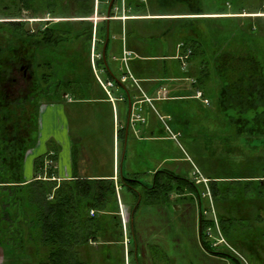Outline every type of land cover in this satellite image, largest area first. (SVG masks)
Here are the masks:
<instances>
[{"label":"trees","instance_id":"1","mask_svg":"<svg viewBox=\"0 0 264 264\" xmlns=\"http://www.w3.org/2000/svg\"><path fill=\"white\" fill-rule=\"evenodd\" d=\"M145 1L124 0V4L127 7H136L137 10H140L148 5L158 6L165 2V0ZM176 1L189 6V12L184 14L236 13L235 11L206 12L200 7L201 4L194 6L196 0ZM32 4L43 7L50 14H54V17L58 16V10L64 12L70 7L77 8L76 14H90L94 11L92 0H50V2L48 0H38V2L37 0H0V15H2L0 18L7 19L0 21V246L5 255L18 259L16 262L8 261L4 264H86L98 260L99 253L103 255L104 260H114L111 244L122 242L119 247L122 250L125 248L122 222L120 217L115 214L119 205L117 203L115 206V199L116 201L118 199L114 179L77 177L58 182L53 179V169L45 168L43 158H38L36 161L37 179L27 183L22 180L23 158L26 150L33 143L26 138V135H31V132L26 127L23 129L22 118H24V113L38 101L41 102L49 98V89L53 87L54 81L49 78L50 75L48 76L46 72L39 74L36 71V80L34 82L30 80V83H34L35 89L38 88L39 91V96L35 97H31V95L12 97L11 93H7L2 88L3 86L1 87V82L18 65L21 69L23 61L27 60L29 64H32L34 60L41 65L38 56L34 58L35 55H39L41 51L45 52L43 55H46L48 43H57L63 39L60 35L51 32L48 27H40L36 33L23 31L24 23L18 19L23 17V8L30 9ZM223 17L225 16L198 17L197 20L191 19L192 17H181V24L177 26L178 30L182 31L181 38H184L182 40L185 45L184 51L191 50V61L197 56L196 46L201 48L202 57L200 58L202 60L197 63V71L203 73L200 67L204 65L207 69L205 72L207 76L211 72L209 70L208 74V69H211L209 58L218 56L215 55L217 49L223 47V44L218 43L211 35V32L215 33V31L212 28L210 30L207 23L209 18ZM232 19L234 18L230 20ZM183 20L194 23L204 22L206 32L196 26L187 27ZM183 25L187 29L191 28V33L183 34ZM170 27H166V29H170ZM242 27L246 28H234L235 32L248 31L250 37L257 36L258 29L253 23H245ZM227 30L222 33V36L231 32L232 29ZM204 34L208 36L210 34L212 41L204 39L202 37ZM31 36H35L33 37L35 38L34 42L31 40ZM234 42L235 40L232 39L226 44L233 45ZM208 43L212 47L211 52L209 51L210 54L206 48L205 50L203 48L205 45L208 46ZM252 43L258 55H253L242 63L236 61L238 58L233 59L230 63L221 65L216 73L214 72L219 76L220 84L217 89H214V91H218L216 94L218 119L233 125L235 140L242 135H264V46L257 43V39H252ZM33 44L36 50L34 52ZM240 48L235 47L237 50ZM231 54H235V52ZM38 64L36 63V65ZM188 72L190 74V69ZM186 74H188L187 71ZM191 77H194L196 85L198 82L200 83L202 75L194 74ZM117 78L121 80L120 77ZM115 83L118 82L115 81ZM59 84V81H56V87ZM236 147L237 150L238 146ZM239 152H237L239 156H236V160H238L236 162L241 163V166L236 165V162H233L232 165L228 164L227 167L224 166V173H221L223 176L219 175V170L214 175H209L207 185L203 182L198 184L199 189L201 188L200 197L203 198L202 189L207 190V193L209 191L211 197L208 196V200L212 199L216 208L219 207L221 210H219L220 214H217L218 210L215 209L217 211L215 217L213 214L208 217L209 210L204 206L201 207L199 239L206 251L219 256L234 257L227 249L218 250L212 247L206 235V228L210 226L215 228L216 218L223 234L233 247L240 249L239 246L243 245L251 254L249 260L252 264H264V256L261 254L263 247L261 242L264 240V215L259 210L255 220L251 219L254 218L252 210L259 202V197L264 199V172L257 175L256 169L247 164V155L251 154L245 153L244 150ZM240 155H244L246 159ZM221 157L229 162L227 155ZM251 157L256 158L255 155ZM261 169L264 170V164ZM44 172L47 173L49 179L38 178ZM180 179L182 180L179 182L184 181V184L197 185L194 180ZM120 182L123 185H133L139 181L134 177H124L120 179ZM142 185L144 186L143 190L137 192V196L140 195L146 200L150 198L151 201H159V199L163 200V197H160L161 194L168 195L174 183L155 178L151 187ZM112 201H114L113 205H111ZM240 204L241 209L238 206ZM258 207L261 206L258 204ZM234 208L240 210V217H235L232 213ZM245 209L251 210L246 211ZM92 210H94L93 215L91 214ZM106 212L112 213L109 220L106 219ZM254 222L260 233L251 230ZM91 242L100 243L101 247H91L89 245ZM129 242L132 243L131 239ZM132 251L134 249L128 247V252L132 253Z\"/></svg>","mask_w":264,"mask_h":264},{"label":"crops","instance_id":"2","mask_svg":"<svg viewBox=\"0 0 264 264\" xmlns=\"http://www.w3.org/2000/svg\"><path fill=\"white\" fill-rule=\"evenodd\" d=\"M92 1L94 11L90 14H76L77 8L70 7L64 12L58 10V16L54 17V14H50L43 7L32 4L30 9L23 8V17L18 19L24 23L23 31L36 33L40 27H48L51 32L63 37L57 43L46 45V55H43L45 52L42 51L39 55H35L34 58L38 56L41 65L34 60L32 64H29L26 60L21 64L20 73L18 71L19 79L27 84L24 89L19 90L20 96H39L38 88L35 89V84L30 83V80L33 82L36 80V71L39 74L46 72L48 76L50 75L49 78L54 81L53 87L49 89V98L41 102L38 101L24 113V118H22L23 129L26 127L31 132V135H26V138L29 142H33L23 158L22 180L27 183L37 179L36 161L38 158H43L45 168L53 169V179L58 182L77 177L114 179L118 199L117 201L115 199V206L118 203L119 209L124 207L125 211L130 213L128 222L132 221L134 225L135 223L139 224L141 230L137 232L138 239L131 234L135 230L132 232L130 230L131 239L134 242L137 241L132 253L128 252L129 244L126 245L125 241L124 250L119 247L122 242H115L118 245L115 248L112 246L115 259L105 260L103 264H132L128 261L131 255H133V264H146L147 256L149 257L147 264H153L155 259L152 256V251L146 250L142 245H150L149 241L154 240L150 236H146L147 232L154 233V237L157 235L163 237L165 233L169 232L176 233L181 219L179 221L173 219L172 211L167 205L169 202L167 194H161L160 197H163V200L159 199V201H151L150 198L146 200L140 195L137 196V192H142L144 187L142 184L145 183L134 175L133 177L141 183L123 185L120 179L132 176L122 175L121 170H123L124 162L128 156L130 139L137 138V134L131 131L132 128H137V125L141 124L144 132L140 137L152 135L149 137L153 138L157 135L158 130L152 126L150 121L148 123V117L146 118L143 114L145 111L148 113V104L152 106L156 101L174 100L183 96L181 95L183 91L181 81L184 79L185 58H188L185 57V45L181 42V49L178 45L180 42L173 41L175 43L174 52L163 50L164 44H166L163 40L169 39L170 41L168 34L178 28L171 26L167 30L166 27L171 25L169 24L162 31L155 30L152 33V29L148 27L151 26L150 21L162 18L175 21L193 14L153 11V7H158L149 5L137 10L136 7L135 9L125 6L124 0H117L116 3L114 1L109 15L108 8L111 0ZM5 20L7 19L0 18V21ZM67 24H70L69 28ZM146 24L149 25L146 27ZM108 33L109 40L106 44ZM31 37L34 42L35 38L33 37L35 36ZM71 37L72 41L69 44L68 39ZM170 43L172 44V41ZM57 45L59 46V56L64 58L62 67L55 64L50 55L54 54ZM104 47L106 49L105 59L103 56ZM73 49H76L75 56H73ZM152 49L155 51L154 54L150 53ZM34 50L33 44V52ZM125 50L131 53L128 59V68L123 59ZM72 57L84 59L83 61L88 66L87 72L80 67L79 69L69 67L67 61H70ZM169 60H178L181 69L176 70L169 67ZM26 66L27 68H25ZM181 70L182 74H180ZM123 71L125 72L122 74ZM74 72H76L75 75L72 74ZM129 72L136 81L130 78ZM125 75L127 76L125 82L115 83V78L122 79ZM56 81L60 83L57 87ZM110 81L113 82V85H109ZM194 81L192 85L203 92V97L210 99L206 97V91L197 87L198 85H195ZM128 94L133 102V112L127 150L123 158L128 122ZM148 98H151V102ZM209 104H211L210 100ZM150 110H152L151 107ZM136 114L145 117V120H137ZM35 146L37 149H34ZM35 153L37 155L33 156ZM162 173H167V170H156L153 181L155 178L166 181L160 177ZM40 175L38 178L49 179L46 172ZM139 185L142 186L140 189ZM145 185L151 187V184ZM170 195L173 196V194ZM176 195L178 196V193ZM113 204L114 201L111 205ZM152 204L155 205L152 206ZM151 210H154L153 214H151ZM115 214L118 215L119 211H116ZM148 215L150 218L152 215L155 216L152 220H158L157 224L161 225L158 231L154 229L145 231L144 224ZM105 216L109 220L112 213L106 212ZM196 236L199 239V231ZM204 251L207 254L216 255L205 249ZM95 261L98 264L99 259ZM95 261L88 263L92 264Z\"/></svg>","mask_w":264,"mask_h":264},{"label":"rangeland","instance_id":"3","mask_svg":"<svg viewBox=\"0 0 264 264\" xmlns=\"http://www.w3.org/2000/svg\"><path fill=\"white\" fill-rule=\"evenodd\" d=\"M49 2V0H48ZM201 4V5H200ZM152 5V4H151ZM203 11H226V12H236V13H219V14H193L191 19L197 20L198 17H207V16H225L223 18H209L207 25L215 31L211 32V35L215 37L218 43L223 44V47L217 49L218 56H212L209 58L211 69H208V74L206 67L202 65L200 69L202 70L200 73L197 71V63L202 60L200 54V47L196 46V57L191 61V55H188L189 51H184L188 58H185V70L188 74H186L185 70L183 73L184 79L181 81L183 86V91L181 96L178 99L170 100H161L154 102L152 106L148 104L147 108L149 109L148 113L145 111V117H148L149 121L152 123V126L158 130L157 135L153 138L149 136L152 135H143V129L141 124L137 125V128H132L131 131L137 134V138H131L128 148V156L123 165V174L125 176H134L136 175L142 182L145 184H151L154 179V174L156 170L165 169L167 173L160 174V177L166 179L172 184L174 183L173 188L168 193L167 203L169 209L172 211L173 219L177 221L180 220V224H178L179 229L177 232H169L165 233L163 237L155 236L154 233L149 232L148 230L154 229L158 231L161 225H158V220H152L155 216L152 215V218L149 215L146 217L145 231H148L146 236H150L154 240H150V245H143V248L150 249L152 251V256L155 259V263L153 264H231L232 260L229 257H223L219 255H210L207 254L201 246L200 239L196 236L199 231V204L197 200H192L191 194L192 190H185L184 181L181 183L177 182V178L174 176L181 177L186 180H193L195 176H197L200 180L202 177L209 179V175H214L217 171L220 170L221 176L224 173V166L232 165V163L238 161L236 160V156L238 151L241 153V150H244L245 153H250L251 155H247V164L254 167L257 175H261L264 170H262V166L264 164V135L260 136H247L242 135L237 140L233 138V125L231 123L222 122L218 118V108H216V100L218 91H214V89L220 86L219 84V76L216 73V70H219L221 65H226L231 62V60L238 58L236 61L242 63V61L249 60L251 56L258 55L256 49L253 47L252 39H257V43L264 46V0H196L194 6H199ZM153 7V11L159 12H177V13H188L189 6L187 4H182L174 0H165V2L161 5ZM176 9V10H175ZM184 11V12H183ZM231 18H234L230 20ZM178 19V18H177ZM182 19V18H180ZM173 19H152L150 21V25L146 24V27L152 29V33L155 30L162 31L166 25L171 24L170 26H179L181 24V20ZM183 23L188 26L197 27L200 30L206 32L204 22H189L188 20H183ZM245 23H253L257 29L258 33L255 37H250V33L247 31L243 33L235 32L234 28H243V24ZM70 25V24H69ZM67 24V27L69 28ZM183 25V34L188 35L191 33V28L187 29ZM178 28V27H177ZM185 28V29H184ZM227 29H232L231 32L225 33L227 36H222L224 31H228ZM168 30V29H167ZM208 29V31H210ZM169 35V36H168ZM167 36L169 39L163 40L164 47L163 50L166 52H174L175 51V43L180 42V48L182 49V40L181 38L182 31L174 30L171 34ZM209 34L203 35L202 37L208 41H212V37ZM247 35V36H246ZM249 35V36H248ZM202 38V39H203ZM235 40L233 45L226 44V42L230 40ZM186 40V39H185ZM72 37L68 39L69 44H71ZM189 42H192L188 39ZM74 46V44L72 43ZM173 45V46H172ZM211 45H213L211 43ZM59 46L57 45V49L54 54L51 55V59L54 60L55 64L60 65L62 67V63L64 62V58L59 56ZM173 47V49H172ZM235 47H241L240 49H235ZM253 49H250V48ZM204 50L207 49L210 54L211 46L205 45L203 46ZM70 50V49H69ZM210 51V52H209ZM72 52L75 56L76 49H73ZM183 52V54H184ZM235 52V54H231ZM71 53V50H70ZM152 54L155 53L154 49L151 50ZM239 57H235V56ZM204 58V56H203ZM84 59L76 57L68 62V66H72V69H83L87 72V64L83 61ZM83 61V62H81ZM171 63V64H170ZM220 64V65H219ZM174 68L176 70H180L181 66L178 60H169V67ZM21 68V67H20ZM19 65L16 69H14L7 77L2 80L1 87L6 90L7 93H11L12 97L19 96V90L27 85L26 82L19 79L18 71L20 73L21 69H19ZM190 69V74L188 72ZM210 70V71H209ZM74 71V70H73ZM82 71V72H84ZM76 72L72 73L75 75ZM93 73V71H92ZM182 74V70L181 73ZM201 74L202 78L200 79V83L198 82L197 87H201L206 91V97H209L211 104H205L203 102V98H197V88L192 85L193 78L191 75ZM188 75V76H187ZM77 76V74H76ZM18 80L15 81V79ZM5 83V84H4ZM212 94V95H211ZM151 99V98H150ZM151 102V100H150ZM153 103V102H152ZM150 107L152 110H150ZM156 108V109H155ZM221 114V113H220ZM144 117V118H145ZM223 124H221V123ZM135 129V130H134ZM161 129V131H159ZM223 129V132H222ZM223 133V136L221 134ZM236 146L238 149L236 150ZM236 147V148H235ZM34 149H37L36 146ZM37 155L35 153L33 156ZM227 155L229 162L227 159H224L221 156ZM255 155L256 158L251 157ZM241 156V155H240ZM246 159L244 155L241 156ZM233 163V164H234ZM33 164V163H32ZM224 164V165H223ZM236 165L241 166V163H235ZM260 164V166H259ZM27 165V163H26ZM199 170V173L196 174V170ZM27 172V166L25 168ZM246 171V170H245ZM131 173V174H130ZM133 173V174H132ZM163 175V176H162ZM172 175V176H171ZM203 182V181H202ZM201 183V182H200ZM206 183V182H203ZM208 183V182H207ZM180 186V188H179ZM139 189L142 186H138ZM179 189V190H178ZM182 189V190H181ZM201 189V188H200ZM205 190V189H202ZM173 191V193H171ZM127 194V192H125ZM178 193V196L176 195ZM170 194H173L171 196ZM259 206L261 207H258ZM155 204H152L154 206ZM239 209H241V204L238 205ZM204 207L208 209L207 216L210 217L213 210H218L217 214H220L219 207L216 208V205L212 199H207L204 197ZM214 208V209H213ZM238 208L233 209V214L235 217H240V210ZM213 211V215L217 211ZM220 210V211H219ZM249 211L251 209H245ZM261 211L262 215H264V199L259 197V202L254 206L252 210V220H255L257 213ZM119 216L123 226V217L121 215V208L118 209ZM154 210H151V214H153ZM130 213H127V219L129 221ZM148 219H150L148 221ZM127 221V231L128 238L131 234L134 235L138 239L137 232L141 230V226L139 224L135 225L132 221ZM264 222V221H263ZM264 224V223H263ZM262 224V225H263ZM221 229V228H220ZM251 230H256V233H260L259 230L256 229V223L251 226ZM124 231V226H123ZM222 231V230H221ZM223 233V232H222ZM145 236V237H146ZM225 236V235H224ZM132 243H128V247L132 248L135 246V242L131 239ZM262 243V252L264 256V240ZM91 247L96 248L100 246V243H90ZM121 245V244H120ZM111 246H118L115 244H111ZM239 246V245H238ZM141 248V245H140ZM238 249L243 255H245L248 259L251 254L245 249V247L239 246ZM261 248V247H260ZM135 249V248H134ZM222 249H226V247H222ZM261 251V249H260ZM100 258L98 264L105 263L103 255L99 253ZM128 261L132 264L133 255L129 257ZM149 257L146 258V264L148 263ZM253 258V257H252ZM18 259L11 258L8 255H5L3 248L0 246V264H4L5 262H16ZM90 264V263H87ZM92 264H96L92 262ZM144 264V263H142Z\"/></svg>","mask_w":264,"mask_h":264},{"label":"built area","instance_id":"4","mask_svg":"<svg viewBox=\"0 0 264 264\" xmlns=\"http://www.w3.org/2000/svg\"><path fill=\"white\" fill-rule=\"evenodd\" d=\"M188 51H189L188 55H190L191 50H188ZM188 55H186L185 57H188ZM130 56H131V53L125 50L123 59H124V63H125L127 68H128V59ZM129 74H130V77L134 79V77L132 76V74L130 72H129ZM122 80L123 81L127 80V76L126 75L123 76ZM109 85H113V82L110 81ZM196 97H199V98L203 97V92L198 90ZM148 100L150 101L151 99L148 98ZM204 102L209 103V100L205 98ZM135 118L137 120H143V121L145 120V118L140 116V114H136ZM198 173H199V170L197 169L196 174H198ZM195 178H196L197 183H200V182L202 183V181H203V182H206L205 184L207 185L208 179L202 177V179L200 180L197 176H195ZM208 193H209V191H208ZM213 211H215V210H213ZM213 211H212V214L214 213ZM91 214L92 215L94 214V210L91 211ZM121 215L123 217L124 237H125L124 241H125V244L127 245L129 243L128 231H127L128 219H127V211H125L124 207H122V209H121ZM214 217H215V214H214ZM215 222H216L215 228L212 226L206 228V235L209 238L212 247H214L218 250L222 249V247H226V249L234 255L233 258H230L232 260L231 264H252L251 261L245 255H243L238 249H236L235 247H233L231 245V243L228 241V239L222 233L216 218H215Z\"/></svg>","mask_w":264,"mask_h":264},{"label":"flooded vegetation","instance_id":"5","mask_svg":"<svg viewBox=\"0 0 264 264\" xmlns=\"http://www.w3.org/2000/svg\"><path fill=\"white\" fill-rule=\"evenodd\" d=\"M174 177L177 178V182H179V180H182V179H180L181 177H178V176H174ZM181 182H183V181H180L179 183H181ZM195 183L197 184L196 181H195ZM185 187H187V188H185V190H187V191L188 190H192L193 191L191 194H189V196H191L192 200H197V203L199 204V219H200V209H201L202 206H204V197L206 196V198L208 199V196L211 197V194H210V192L207 193V190H202L201 195H202L203 198H201L200 197V192L201 191L199 189L200 186L198 184L195 186L192 183H189V184H185Z\"/></svg>","mask_w":264,"mask_h":264},{"label":"water","instance_id":"6","mask_svg":"<svg viewBox=\"0 0 264 264\" xmlns=\"http://www.w3.org/2000/svg\"><path fill=\"white\" fill-rule=\"evenodd\" d=\"M115 0H111L110 1V4H109V8H108V14L110 15V12H111V7L113 5ZM109 40V33H108V36H107V40H106V44ZM106 47V45H105ZM104 47V50H103V56H104V59H105V53H106V49ZM115 81L122 84L121 80L118 79V78H115ZM128 100H129V109H128V122L126 124V135H125V141H124V152H123V158L125 156V153H126V150H127V139H128V133H129V127H130V123H131V119H132V112H133V102H132V99H131V96L128 94ZM121 173L123 175V170H121Z\"/></svg>","mask_w":264,"mask_h":264}]
</instances>
